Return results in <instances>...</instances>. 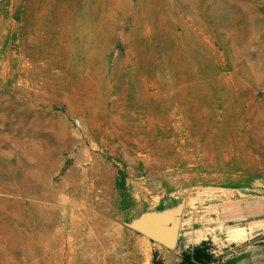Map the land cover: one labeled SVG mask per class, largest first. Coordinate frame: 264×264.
Instances as JSON below:
<instances>
[{
    "label": "rangeland",
    "instance_id": "rangeland-1",
    "mask_svg": "<svg viewBox=\"0 0 264 264\" xmlns=\"http://www.w3.org/2000/svg\"><path fill=\"white\" fill-rule=\"evenodd\" d=\"M263 218L264 0H0V264H264Z\"/></svg>",
    "mask_w": 264,
    "mask_h": 264
},
{
    "label": "trees",
    "instance_id": "trees-1",
    "mask_svg": "<svg viewBox=\"0 0 264 264\" xmlns=\"http://www.w3.org/2000/svg\"><path fill=\"white\" fill-rule=\"evenodd\" d=\"M207 244L181 253L180 262L178 264H211L214 262L212 254L207 249ZM154 264H162L161 261H156Z\"/></svg>",
    "mask_w": 264,
    "mask_h": 264
},
{
    "label": "water",
    "instance_id": "water-1",
    "mask_svg": "<svg viewBox=\"0 0 264 264\" xmlns=\"http://www.w3.org/2000/svg\"><path fill=\"white\" fill-rule=\"evenodd\" d=\"M178 230H179V221L176 222L170 233L163 231L154 232L152 230H146V229H139V232L143 234L145 237L149 238L150 240L159 243L170 250H173L176 248L177 245Z\"/></svg>",
    "mask_w": 264,
    "mask_h": 264
},
{
    "label": "crops",
    "instance_id": "crops-1",
    "mask_svg": "<svg viewBox=\"0 0 264 264\" xmlns=\"http://www.w3.org/2000/svg\"><path fill=\"white\" fill-rule=\"evenodd\" d=\"M261 222L264 223V218L261 220ZM163 260H164V264H177L178 263V260H175V259L167 258ZM261 261H262L261 258L258 257L257 259L252 260V264H260ZM242 264H246L245 261H243Z\"/></svg>",
    "mask_w": 264,
    "mask_h": 264
},
{
    "label": "bare ground",
    "instance_id": "bare-ground-1",
    "mask_svg": "<svg viewBox=\"0 0 264 264\" xmlns=\"http://www.w3.org/2000/svg\"><path fill=\"white\" fill-rule=\"evenodd\" d=\"M46 151V150H45Z\"/></svg>",
    "mask_w": 264,
    "mask_h": 264
}]
</instances>
